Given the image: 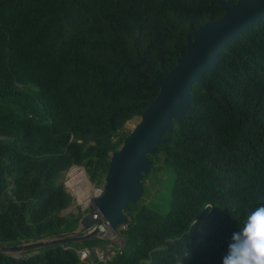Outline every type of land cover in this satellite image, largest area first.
<instances>
[{
  "label": "trees",
  "instance_id": "1",
  "mask_svg": "<svg viewBox=\"0 0 264 264\" xmlns=\"http://www.w3.org/2000/svg\"><path fill=\"white\" fill-rule=\"evenodd\" d=\"M223 12L216 0H0V245L77 228L82 215L63 213L73 200L64 172L81 166L104 184L126 122L158 93L154 78ZM203 81L148 155L143 183L168 166L170 198L146 201L145 186L109 259L95 256L108 245L94 233L0 253V264H85L84 247L89 264H222L232 234L264 205V18L226 45Z\"/></svg>",
  "mask_w": 264,
  "mask_h": 264
},
{
  "label": "water",
  "instance_id": "2",
  "mask_svg": "<svg viewBox=\"0 0 264 264\" xmlns=\"http://www.w3.org/2000/svg\"><path fill=\"white\" fill-rule=\"evenodd\" d=\"M223 14L216 20L203 23L191 32L176 64L163 77H155L157 95L139 116L118 150L110 154L104 176L102 193L91 198L94 210L84 214L71 232L50 235L35 241L11 246L0 245V253H21L41 249L66 239L84 238L99 230L98 220L117 232L129 222L126 207L136 203L144 191V177L150 171L152 160L159 152L156 145L163 135L172 132L173 121L183 117L193 97V84L204 86L203 74H213L217 57L226 45L264 18V0H216Z\"/></svg>",
  "mask_w": 264,
  "mask_h": 264
},
{
  "label": "rangeland",
  "instance_id": "3",
  "mask_svg": "<svg viewBox=\"0 0 264 264\" xmlns=\"http://www.w3.org/2000/svg\"><path fill=\"white\" fill-rule=\"evenodd\" d=\"M138 120L139 117H134L133 119L127 121L124 126L125 130L130 131L138 122ZM165 166L153 169L149 177L144 182V187L148 186L147 192L145 193L146 201H153L156 202V204H162L166 202L168 198H170V184L172 181V176L171 178H168V176H166L165 171L167 170L166 167L168 166ZM61 180L63 182V185L65 186L67 191L70 192L73 198L71 205L66 210H64L63 213H68L71 211L74 213H79L83 216L84 214L92 212L94 210L91 198L102 193L103 183L95 186L89 181L88 175L85 172L84 168L76 165L71 166L66 172H64ZM90 185L92 187H90ZM159 188L160 190L157 192ZM160 208L161 211H165L162 207ZM121 228L124 227L120 226L117 232H113L109 228H107L106 232L97 230L95 235L107 240L108 247L110 245L109 243H113L119 246L122 244V236L119 232ZM108 247H106L105 249L96 248L95 251H104L111 255L112 251L108 250Z\"/></svg>",
  "mask_w": 264,
  "mask_h": 264
},
{
  "label": "clouds",
  "instance_id": "4",
  "mask_svg": "<svg viewBox=\"0 0 264 264\" xmlns=\"http://www.w3.org/2000/svg\"><path fill=\"white\" fill-rule=\"evenodd\" d=\"M222 264H264V205L251 211L232 234Z\"/></svg>",
  "mask_w": 264,
  "mask_h": 264
},
{
  "label": "built area",
  "instance_id": "5",
  "mask_svg": "<svg viewBox=\"0 0 264 264\" xmlns=\"http://www.w3.org/2000/svg\"><path fill=\"white\" fill-rule=\"evenodd\" d=\"M100 221H101V223L99 224V229L101 231H103V232H106V230L108 228L107 223L104 220H102V219H100ZM109 247H111V244L109 245ZM109 247L107 248L108 250H110ZM76 251H77V254H78L79 259L83 263L89 264V261H91L90 260L91 251H89L85 247L84 248H80V249H78ZM94 254H95V256L97 257V259L99 261H103V262H105L107 259L110 258V254H108V253H106L104 251H95V249H94Z\"/></svg>",
  "mask_w": 264,
  "mask_h": 264
},
{
  "label": "bare ground",
  "instance_id": "6",
  "mask_svg": "<svg viewBox=\"0 0 264 264\" xmlns=\"http://www.w3.org/2000/svg\"><path fill=\"white\" fill-rule=\"evenodd\" d=\"M84 176V175H83ZM90 183V182H89ZM90 187H92L91 185H90ZM78 191V190H77ZM97 193V192H96ZM100 230V229H99Z\"/></svg>",
  "mask_w": 264,
  "mask_h": 264
}]
</instances>
